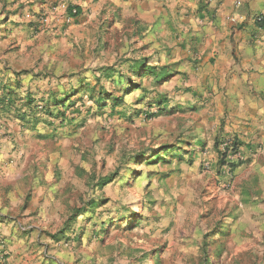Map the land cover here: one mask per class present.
Segmentation results:
<instances>
[{
  "label": "rangeland",
  "instance_id": "1",
  "mask_svg": "<svg viewBox=\"0 0 264 264\" xmlns=\"http://www.w3.org/2000/svg\"><path fill=\"white\" fill-rule=\"evenodd\" d=\"M36 1L46 2L4 0L0 73L20 77L27 89L19 91L45 104L68 94L75 104L43 113L47 121L34 126L0 116V137L10 149L0 202L10 218L45 231L37 243L52 264H264V144L244 148L230 115L209 103L211 91H193L192 72L180 71L173 49L154 46L144 29L116 13L119 26L116 17L106 19L99 44L67 33V24L33 30L26 14ZM127 58L167 65L171 75L160 83L144 69L134 75ZM111 65L120 71L97 82L98 69ZM100 90L107 98L102 108ZM111 95L123 100L113 107ZM57 110L66 112L64 121ZM230 138L241 142V153L231 155L240 162L233 173L220 166L215 147ZM105 177L112 180L101 188ZM93 199L98 205L88 208Z\"/></svg>",
  "mask_w": 264,
  "mask_h": 264
},
{
  "label": "crops",
  "instance_id": "2",
  "mask_svg": "<svg viewBox=\"0 0 264 264\" xmlns=\"http://www.w3.org/2000/svg\"><path fill=\"white\" fill-rule=\"evenodd\" d=\"M51 1H36L30 6L34 12L26 16L31 20L28 19L33 30L37 27L49 31L48 27L40 26L39 18L51 12ZM60 1L61 12L69 9L67 7H78L79 14L66 31L83 42L89 43L94 36L99 44L105 32L102 24L118 13L132 25L144 29L145 38L154 46L163 50L172 48V61L180 63V71L192 72L193 91H211L209 103L230 115L235 127L231 130L239 132L244 148H248L249 142L264 144V23L259 24L254 18L256 14H264V0ZM20 3L21 0L17 6H21ZM4 4V0H0V8ZM17 15L19 17V13ZM230 16L239 18V22L233 24ZM2 17L3 12L0 21ZM116 20L117 17L115 23L113 21L114 27L119 26ZM58 24L63 25L60 21ZM7 32L0 31V35ZM196 60L198 66L192 71L190 67ZM0 75V93L2 84L8 82L12 86V82L20 81L18 95H26L19 91L27 89L22 87L20 77L7 80L5 73ZM202 93L206 94L205 91ZM3 141L5 139L0 137V171L7 165L5 159L7 150L10 151L9 144ZM14 153L11 161L16 157ZM28 205L24 209L31 213L32 208ZM9 211L0 202V254L4 247L8 253L6 262L0 260V264H52L47 249L44 252L37 243L45 237V231L38 229L35 223L25 225V221L11 219ZM30 227L34 228L29 231Z\"/></svg>",
  "mask_w": 264,
  "mask_h": 264
},
{
  "label": "trees",
  "instance_id": "3",
  "mask_svg": "<svg viewBox=\"0 0 264 264\" xmlns=\"http://www.w3.org/2000/svg\"><path fill=\"white\" fill-rule=\"evenodd\" d=\"M77 7V6H76ZM78 8V7H77ZM79 14V9L78 13ZM125 62H128L130 64V67H132L133 74L137 75L139 72H141L143 69L145 73L153 74L155 77V80L157 83H160L164 81L167 77L171 75V70L169 66L162 65V66H151L147 58H127ZM99 75L97 76V82L101 81L102 77L106 78H112L118 71L117 68L114 65L111 66H102L98 69ZM128 81L131 80V78H126ZM3 82V81H1ZM134 87L139 88L142 86L141 82H137L133 84ZM21 87L20 81H16L14 85L11 86L10 83L6 82L2 84V92L0 93V114H8L11 116H15L17 119H19L24 126H34L39 122H46L47 120L43 118L42 114L47 113L52 115L54 112V109L59 107L61 105L62 109H68L69 106H72L75 104V101L71 100V95H67V98H64L63 100H59L57 97H51V101L47 104H45V99L42 98L41 101L37 100L36 94L28 91L24 97H21L18 95L17 89ZM93 91L95 90V86H93ZM74 92H77V88L72 90ZM104 90H100L98 95H96L98 107L102 108L103 105H106L107 98L104 94ZM73 94V93H72ZM112 101V106L116 107L119 104V101H122L123 98L119 96H113L111 95L109 97ZM20 100V102H19ZM49 100V99H48ZM66 101H69L67 104ZM73 101V102H72ZM38 102H42V108L39 107ZM159 107L162 108L163 106V100H159ZM60 115L63 116L62 121L66 119L65 111L57 110ZM191 146H193L192 143H190ZM199 145H202L203 143ZM215 147L218 150L219 153V164L221 167H225L227 172L233 173L235 169L239 166L240 162H237L235 159L231 158V155H238L241 153V142L237 141L235 138L229 139L223 142H216ZM165 151V154L169 156H173L174 153L172 150L163 148ZM153 150L148 151L147 155H153ZM238 160H240V157H237ZM242 161V160H241ZM112 179L110 177H105L102 182L100 183V187H104L107 183H109ZM97 200L93 199L91 200L87 206L91 209H94L97 206ZM87 208H83L79 211H77L74 214H71L69 217V221L75 219L80 213L83 211H86ZM227 227V226H226ZM225 228V227H224ZM64 230H60L58 234H64ZM226 232L222 233L225 234Z\"/></svg>",
  "mask_w": 264,
  "mask_h": 264
},
{
  "label": "built area",
  "instance_id": "4",
  "mask_svg": "<svg viewBox=\"0 0 264 264\" xmlns=\"http://www.w3.org/2000/svg\"><path fill=\"white\" fill-rule=\"evenodd\" d=\"M237 2H240V0H237ZM77 13L78 8L75 5L69 7V9H66L65 12H61L59 6L51 7V12H49V14L42 15L39 18V23L40 26L44 28L48 27L54 29L55 31L60 30L64 25L71 24ZM254 18L257 23H264V14H256ZM229 19L233 24L239 22V18L234 16H230ZM59 21L62 22L63 25H59Z\"/></svg>",
  "mask_w": 264,
  "mask_h": 264
}]
</instances>
